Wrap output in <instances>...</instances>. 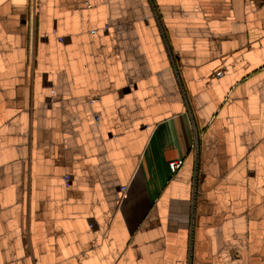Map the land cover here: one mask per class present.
Segmentation results:
<instances>
[{"label": "crops", "instance_id": "obj_1", "mask_svg": "<svg viewBox=\"0 0 264 264\" xmlns=\"http://www.w3.org/2000/svg\"><path fill=\"white\" fill-rule=\"evenodd\" d=\"M0 264H264V0H0Z\"/></svg>", "mask_w": 264, "mask_h": 264}, {"label": "built area", "instance_id": "obj_2", "mask_svg": "<svg viewBox=\"0 0 264 264\" xmlns=\"http://www.w3.org/2000/svg\"><path fill=\"white\" fill-rule=\"evenodd\" d=\"M197 146H198V134L196 132V136H195V139L192 143V147L194 149H197ZM182 162H183L182 159L171 161L169 164L171 171L175 172L182 165ZM123 188H125V187H123Z\"/></svg>", "mask_w": 264, "mask_h": 264}]
</instances>
